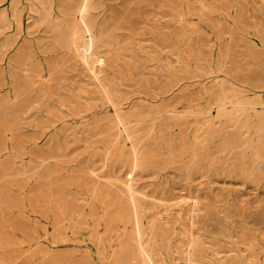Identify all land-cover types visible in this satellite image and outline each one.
<instances>
[{
  "label": "rangeland",
  "instance_id": "rangeland-1",
  "mask_svg": "<svg viewBox=\"0 0 264 264\" xmlns=\"http://www.w3.org/2000/svg\"><path fill=\"white\" fill-rule=\"evenodd\" d=\"M0 264H264V0H0Z\"/></svg>",
  "mask_w": 264,
  "mask_h": 264
},
{
  "label": "bare ground",
  "instance_id": "bare-ground-1",
  "mask_svg": "<svg viewBox=\"0 0 264 264\" xmlns=\"http://www.w3.org/2000/svg\"><path fill=\"white\" fill-rule=\"evenodd\" d=\"M36 10V9H35ZM6 29V28H5ZM86 30V29H85ZM80 36V35H79ZM75 37V36H74ZM80 42V41H79ZM74 44V43H73ZM79 47V46H78ZM82 53V52H81ZM134 206V205H133Z\"/></svg>",
  "mask_w": 264,
  "mask_h": 264
}]
</instances>
